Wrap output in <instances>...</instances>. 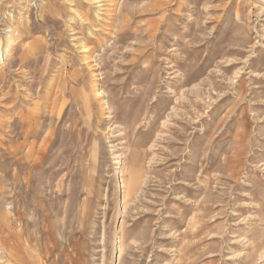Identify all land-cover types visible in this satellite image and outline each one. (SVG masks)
Masks as SVG:
<instances>
[{"label":"rangeland","instance_id":"obj_1","mask_svg":"<svg viewBox=\"0 0 264 264\" xmlns=\"http://www.w3.org/2000/svg\"><path fill=\"white\" fill-rule=\"evenodd\" d=\"M0 264H264V0H0Z\"/></svg>","mask_w":264,"mask_h":264},{"label":"bare ground","instance_id":"obj_2","mask_svg":"<svg viewBox=\"0 0 264 264\" xmlns=\"http://www.w3.org/2000/svg\"><path fill=\"white\" fill-rule=\"evenodd\" d=\"M97 6H98V4H97ZM72 34H74V33L72 32ZM78 48H81L80 49L81 53L88 52L86 47L83 46V44L82 45L79 44ZM96 95H97V93L95 92V96ZM27 115L28 116H26V117L24 115H22L21 119H20L22 130H24V131L22 133L23 135H22L21 140L15 145V151L17 154V158L12 162L11 166H13V167H11L7 170H9V172L12 173V176H13L12 181L14 182V184L21 183L22 187H23L22 192L27 191L26 195L27 194L31 195L32 191L30 189V185H31V183H33V173H34V170H36L37 163L39 162V160L37 159V155H38L37 149L40 150V148L36 149V147H35V134H37V132H38L36 130V127H37L36 126V120L34 122V120L32 118V116H33L32 113L27 114ZM29 126H31V127H29ZM11 150H13V149H11ZM25 170H27V174L24 175V177H21L22 173ZM120 174H121V172H120ZM120 177H122V174L120 175ZM136 181H137V175H131L129 182H127V185L126 186L121 185V188L122 189L126 188V194L132 193L135 190ZM124 198L125 197L123 196V200H124ZM34 200H37V196H35ZM6 217H3V219H7ZM5 221L6 220H2V222H5Z\"/></svg>","mask_w":264,"mask_h":264}]
</instances>
